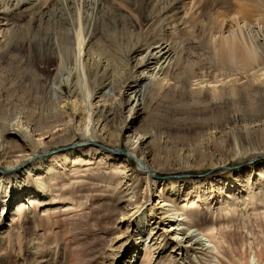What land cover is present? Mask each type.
I'll list each match as a JSON object with an SVG mask.
<instances>
[{
  "label": "bare ground",
  "instance_id": "6f19581e",
  "mask_svg": "<svg viewBox=\"0 0 264 264\" xmlns=\"http://www.w3.org/2000/svg\"><path fill=\"white\" fill-rule=\"evenodd\" d=\"M218 8L223 13L209 20L214 27L205 26L204 14ZM0 14L9 18L0 55L23 53L32 69L52 74L45 109L0 108V264H69L63 238L56 242L38 235L43 229L32 211L31 196L40 192L35 197L40 200L45 191H55L52 198L59 200L66 188H83L93 180L117 191L111 202L126 227L106 264H143L145 258L151 263L165 257L173 264H201L198 255L210 257L206 263L212 264L211 255L219 251L195 227L199 212L226 208L227 214L230 209L237 214L245 205L241 214L248 217L250 202L260 203L253 211L261 208L264 217L263 166L255 175L251 169L240 170L234 179L192 174L165 181L163 171L192 172L194 166L175 169L163 161L165 168H156V133L132 131L145 113L146 92L157 85L181 100L196 101L201 113L224 111L225 119L209 122L210 132L205 134L209 144L217 145L218 155L229 156L211 161L209 174L231 162L242 168L246 161L264 159V0H0ZM26 15L28 22L20 25ZM199 26L206 29L205 72H200L202 57L194 61L186 55V45L195 38L189 32ZM119 62L125 65L122 72L116 67ZM56 144L64 149L36 159L42 149ZM115 147L125 149V155L104 150ZM104 161L115 170H105ZM132 161L139 168L134 172ZM66 163L76 167L69 175L64 172ZM94 165L108 177L87 176L95 172L89 169ZM59 179L63 185L56 182ZM144 181L150 192L147 202L153 201L150 214L156 213L153 218L137 198ZM157 185L162 189L155 191ZM216 190L217 199L225 203L219 205ZM182 200L187 204L177 205ZM81 203L74 197L68 204ZM16 206L18 216L26 213L21 225L9 216ZM250 264L258 262L253 258Z\"/></svg>",
  "mask_w": 264,
  "mask_h": 264
},
{
  "label": "rangeland",
  "instance_id": "374dc122",
  "mask_svg": "<svg viewBox=\"0 0 264 264\" xmlns=\"http://www.w3.org/2000/svg\"><path fill=\"white\" fill-rule=\"evenodd\" d=\"M218 9L209 10L208 13L211 12L209 14L207 13L209 16L206 13L204 14L202 20L204 22L203 24L206 23L205 26L208 25V27H212V21L214 22L212 19L221 15L220 12L223 13V9ZM0 18V40L3 41L5 38L1 36L5 35L6 30H8L6 22L9 18L4 14H0ZM28 18L29 15L24 16L20 25H26ZM209 20H212L211 25L209 24ZM203 29H201L200 26L195 28V30L191 29L189 34L191 36L194 35L192 37H195L194 42L190 43L191 45H186V55L189 59L198 61V57L203 58L201 61V63L203 62V66L200 72H205V70L209 71L208 60L206 61L207 58H205L208 50L206 42L207 39L204 37V35H206L204 32L206 29ZM193 32L195 33L193 34ZM202 32H204V35ZM189 34L187 33V37ZM188 52H191L190 55H188ZM9 53H7L8 55L6 56L0 55V108L5 110L16 108L15 110L19 111L45 109L48 104L47 98L49 96V86L52 74L32 69V67H30L27 63L28 61L26 60V55L23 53ZM14 54L18 58H12ZM117 64H115V66H119L118 68L120 72L125 70L123 62H119ZM30 68L31 70H29ZM203 68L206 69L203 70ZM27 72H32V75ZM133 81L134 80L131 79L130 83L133 84ZM66 91V93H68L67 89ZM201 109L202 108L196 101L192 99L181 100L177 97L175 92L161 90L157 85L152 86L149 91L146 92L145 109H143L145 113L141 115L137 121H135L132 131L141 130V133H144L152 130L156 133L155 147L152 151L153 163L156 160L154 163L155 167L165 168V166L161 163L163 161L167 162V164H170L175 169L179 168L181 165L187 164L194 166V170H192L193 173L178 170L172 173L173 171L170 172L169 170H165L161 175L162 179L166 181V179L170 177H177L181 175L183 177H187L192 174L194 177L208 174L207 178L224 177L225 179H234V175L238 171L246 169L253 170L254 175L255 173L258 174L260 166H263L264 168V159L260 161L257 159L254 163L246 161L242 168H238V164L231 162V164H229L226 168L218 169L212 174H209L211 172L209 169V163H211V161H226L229 156V154L225 152L221 154L219 153L218 155V153L215 152L217 150V145L213 142L209 144L211 140L209 139L208 134H205L210 132H207V125L209 122H215L217 124L220 123L219 120H221L222 117L225 119V113L224 111H215L206 114L201 113ZM117 123L120 122L118 121ZM80 140L81 139L77 141L79 142ZM78 142L74 144L77 148L80 145ZM97 143L100 144L99 142ZM63 149V144H56L48 151H43L42 149L36 159L50 158ZM111 149L112 148H106L104 150H106L107 153L109 152L118 156H124L126 153L125 149L122 147H115L112 150ZM97 160L100 159L97 158ZM97 160H95V163ZM104 162L108 165L105 170H115L108 164V162ZM67 165L68 163L65 165L66 170H64V172L69 175L76 167L72 168ZM132 165V172L139 169L137 164L133 161ZM93 168L95 169V172L90 170L86 173L87 176L92 177V175H94L95 179L97 176L108 177L105 170L96 169L95 165L89 166V169ZM247 173L248 172H245V174ZM229 175H232V177ZM131 177L133 176L129 174L128 178ZM43 179L46 180V176H44ZM67 179L70 184L71 179ZM180 180L184 181L185 179L180 178ZM56 182L60 185H63L64 183L63 179H59ZM240 184L242 189V185L244 183L242 182ZM104 187L105 185L100 183L98 180H93L92 183L90 182V184L83 188L78 185L66 188L65 191L61 193L62 196L59 200L52 198L55 195V191H45L46 197H43L40 200L35 198L40 195V192H38L36 196H31L34 197V200H32L34 205L32 211L34 215L39 218L43 229L42 232H38V235L43 238H47L49 241L56 242H60L61 238H63V244L65 245L69 256V264H106L113 243L117 237L122 235V232L126 228L123 224L119 223L121 217L119 208H117L115 203L111 202V199L113 200L117 196V191L113 190L112 192L111 189L108 190ZM160 189H162L161 186L157 185L155 191H159ZM215 189L216 188H214V190ZM261 190L262 187L260 191ZM149 194L150 192L146 190V183L144 181L142 187L138 189L137 198L139 202L144 204V209L147 211L148 216L153 215V218L156 213L155 211H152V214H150L149 210L152 207L153 201L150 203L147 202ZM261 194L259 193L258 195ZM74 197L79 199L82 203L71 207L68 203L71 202V199ZM214 197L216 199L217 197H220L218 190H216ZM225 197H228V194H225ZM246 198L249 199L251 197ZM217 200H219V205L222 202H226V200H222V198ZM176 203L180 206L187 204L184 200ZM247 204L248 209L251 211L249 215L247 214L248 217L246 214H244V217L241 214V208L245 209V205L237 208V214H235L234 210L229 208L230 204L227 206L228 209H230L229 214L226 213L228 211H226V208L222 211H206V209H204L197 214L200 216V219L195 220V227L203 232V234L217 247V250L219 251L218 253L211 255V259L213 261L212 264H250V260L253 258L256 259L258 264H264L263 210L258 208L257 211H253V208H256L260 205V203L250 205V202H248ZM120 206H124V204ZM2 207H4V204H0V214L2 212ZM17 210L18 206L10 210L9 216L11 215L14 219L16 218V221L21 225L26 213L18 216ZM206 227L209 228L206 229ZM21 244L22 242H20V245ZM169 251H171V248ZM198 259L203 261L201 264H209L206 262L210 259V257L198 255ZM157 260L154 259L150 263V259L145 258L143 264H173L169 262L167 257H165V260Z\"/></svg>",
  "mask_w": 264,
  "mask_h": 264
}]
</instances>
